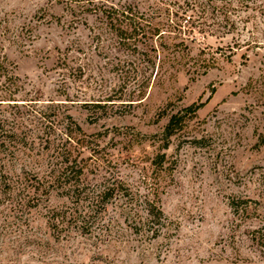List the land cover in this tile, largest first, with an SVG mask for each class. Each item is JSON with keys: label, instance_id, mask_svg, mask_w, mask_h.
<instances>
[{"label": "rangeland", "instance_id": "obj_1", "mask_svg": "<svg viewBox=\"0 0 264 264\" xmlns=\"http://www.w3.org/2000/svg\"><path fill=\"white\" fill-rule=\"evenodd\" d=\"M91 1L129 5L138 28ZM10 76L0 264H264V0H0ZM68 166L81 173L37 184Z\"/></svg>", "mask_w": 264, "mask_h": 264}, {"label": "trees", "instance_id": "obj_2", "mask_svg": "<svg viewBox=\"0 0 264 264\" xmlns=\"http://www.w3.org/2000/svg\"><path fill=\"white\" fill-rule=\"evenodd\" d=\"M94 1H91L90 4H92ZM130 6H125L122 8L117 9L115 6H105L103 4H92L91 5V9H89V12H95V13H101L104 14L106 19L108 20V23L111 27H115V25L119 24V23H127V25H129V27H133L134 29L138 28V21L139 18H135L133 16L130 15ZM120 18V19H118ZM126 38H121V41L124 42ZM124 45V44H123ZM16 78L10 76L9 78L4 77V81L0 82V86H4L7 85V88H9L8 86H11L12 81L15 80ZM8 92H10L9 89H7ZM10 94V93H9ZM14 94V93H13ZM13 94L8 97L9 100L7 101H13L16 102L18 100H13L14 97ZM2 98V97H0ZM0 101H6V100H0ZM198 110V108H194V107H188L186 109H184L185 113H192L194 114L196 111ZM3 122L0 120V149L4 148L5 144L12 138V136H14V133H12V135H9L6 131H4L3 127ZM179 122V119L176 116H172L170 118V120L168 121V124L165 127L164 130V134L167 138H169L172 134V128L175 124H177ZM78 128V127H77ZM77 130L80 129L78 128ZM65 137L68 140H71V135L64 133ZM163 155L159 156V158H162ZM81 173V169L79 168V170L77 172H73V168L72 166H68L66 168H64L61 172L56 170V168H52L50 170V172L48 173V179L49 181H45L42 179V182L40 181V179L35 178L37 184H40L41 187L43 186L46 194H48V189H52L55 187V185L60 184V182L63 180V178H65L67 176V174H72L71 177H73L76 174H80ZM52 176H51V175ZM52 177V179H51ZM75 178V177H74ZM44 183V184H43ZM116 189L115 187H113V185L111 187H105L103 188L98 195L95 197V200L92 201L91 203V207L90 209H88L83 217L79 216L76 219L79 221L80 223V227L82 232H87V230L89 229V226L94 222L96 215L100 214L99 212H101V209L104 206V203L106 200H109L110 198H112L113 196V192H115ZM144 210H145V214L146 217L149 219V223L151 225H157L159 226L160 223L163 221V212L162 210L158 207L157 202L155 201V199H149L147 196L144 197ZM100 210V211H99ZM157 232V231H154ZM257 242L260 246V248L262 249V252L264 254V227H262V229H259L256 233V237Z\"/></svg>", "mask_w": 264, "mask_h": 264}]
</instances>
